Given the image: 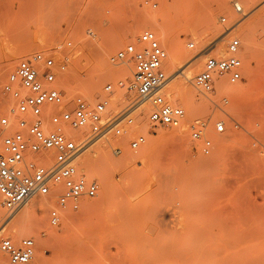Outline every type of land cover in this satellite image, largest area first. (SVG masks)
Instances as JSON below:
<instances>
[{
	"label": "rangeland",
	"instance_id": "rangeland-1",
	"mask_svg": "<svg viewBox=\"0 0 264 264\" xmlns=\"http://www.w3.org/2000/svg\"><path fill=\"white\" fill-rule=\"evenodd\" d=\"M233 2L245 15L231 32L241 43V80L225 89L216 84L208 97L198 94L186 80L195 104L191 113L170 88L191 56L214 49L217 42L218 49L212 54L224 53L227 38L218 18L224 16L231 22L236 17ZM151 14L157 16V25L149 22L144 26V17ZM131 28L137 30L132 37L126 34ZM144 29L155 33L166 53L165 74L170 70V52L159 32L172 34L184 52L170 74L172 82L164 88L165 99L184 109L185 117L178 126L182 136L171 134L176 127L161 126L151 133L148 107L138 108L131 114L127 135L121 139L108 135V142H95L78 159L80 171L98 183L95 198L83 199L78 209L64 211L59 225L52 228L47 214L55 198L34 197L46 198L50 205L43 206L40 226L27 234L15 232V224L28 204L9 216L0 208V227L9 219L3 234L33 237L36 248L30 264H230L229 243L246 234L249 264H264V0H159L153 11L143 7L141 0H0V87L20 59L70 41L73 50L58 88L68 99L74 95L85 98L83 85L92 79L93 94L85 99L93 104L106 83L131 77V61L112 64L109 59L127 44H136ZM246 30L248 36L243 33ZM189 42L193 48L187 47ZM204 59L196 60L193 76ZM103 66L115 68V73L98 76ZM222 98L227 99L226 104ZM133 100V94H124L116 104ZM216 120L224 121L221 134L214 133ZM197 121L207 124L205 135L212 141V151L206 156L200 154L199 142L190 137L189 126ZM13 130L12 126L5 134ZM137 135L144 136L145 144L132 152L127 145ZM116 145L123 146L119 155L111 152ZM96 149L105 157L98 165L110 180L109 192L103 191L97 174L79 166L82 158L90 157ZM131 156L140 157L127 163L125 159ZM125 214L126 220L122 218ZM117 216L120 219L115 221Z\"/></svg>",
	"mask_w": 264,
	"mask_h": 264
},
{
	"label": "built area",
	"instance_id": "built-area-1",
	"mask_svg": "<svg viewBox=\"0 0 264 264\" xmlns=\"http://www.w3.org/2000/svg\"><path fill=\"white\" fill-rule=\"evenodd\" d=\"M141 5L155 10L159 0H141ZM232 8L236 17L231 22L224 16L218 18L227 38L224 53L207 54L201 69L191 79L192 87L203 97L215 90L220 79L229 85L241 80V43L230 30L244 14L236 2ZM88 34L91 36L92 32ZM136 42L137 45L127 44L109 59L112 64L131 61V77L106 83L93 104L81 95L68 99L58 88L73 50L70 41L33 52L17 62L0 87V109L3 108L0 111V204L6 216L32 197H53L55 205L48 210L47 223L54 228L64 211L76 210L81 200L95 198L98 183L80 171L78 158L95 142L102 139L108 142V135L110 138L122 136L132 124L131 114L138 108L134 102L148 107L146 120L151 133L161 126L176 127L183 120L184 109L164 97L166 53L155 33L144 29ZM187 47L193 48V43H187ZM124 94H133L134 100L116 104ZM222 103L226 104L227 99L222 98ZM47 106L56 110L45 112ZM12 126L14 130L5 134ZM83 129L87 132L77 136L70 133ZM189 129L191 139L199 142L200 154L209 155L213 146L205 135L207 124L193 122ZM213 130L216 134L223 133L224 121L216 120ZM144 143V136L137 135L127 147L137 152ZM122 151V145L111 147L113 155ZM8 223L9 219L0 227V264H30L35 254V240L30 236L15 238L3 234Z\"/></svg>",
	"mask_w": 264,
	"mask_h": 264
},
{
	"label": "bare ground",
	"instance_id": "bare-ground-1",
	"mask_svg": "<svg viewBox=\"0 0 264 264\" xmlns=\"http://www.w3.org/2000/svg\"><path fill=\"white\" fill-rule=\"evenodd\" d=\"M237 5H239L238 3H237ZM240 6V5H239ZM153 11V10H152ZM245 16V15H244ZM157 21V16L156 15H154V14H151V15H148V16H146V17H144V19H143V25L144 26H146V25H150L151 24V22L153 23L154 22V24H156L155 22ZM150 22V24H148ZM157 25V24H156ZM159 27V26H158ZM137 28V27H136ZM136 28H131V29H128L127 31H126V34H128L129 36H134L135 34H136V32H137V30H136ZM138 29V28H137ZM235 29V27L233 28V29H231L230 30V32H232L233 30ZM243 33H245L246 34V36H248L249 35V32L246 30V31H244ZM224 34V33H223ZM159 35H160V38H161V40L163 41V43L167 46V48L169 49V52H170V54H169V57H168V65H169V69L170 70H168V72H166V84H165V86H164V88L166 87V86H168V84H170L171 82H172V79H171V76H170V74H171V72H172V70L177 66V64L179 63V61H180V59H181V56H182V54L184 53L183 51H182V49L180 48V46H179V43H178V41L175 39V37L172 35V34H170L169 32H167V33H162V32H159ZM224 37H225V35H224ZM218 43L219 42H217V43H215L216 45H215V48L214 49H212V50H210V51H202V53H200L199 55L198 54H196V56L195 55H193V56H191L190 57V59H189V61H188V65L178 74V76H179V78H178V80H176L174 83H173V85L171 86V88H170V92H172L173 93V95H174V97H176V98H181L183 101V103H184V105H186V107L188 108V109H190L191 110V113H192V111H195L194 109H195V104H194V100H193V94L188 90V88H187V86L185 85V83H187L186 82V80L187 81H191V78L193 77V73H194V71H196L197 69H196V67L198 66L197 65V61L196 60H198L199 58H201V57H205L207 54H212V52L215 50V49H218ZM220 47V46H219ZM101 53V52H100ZM102 54V53H101ZM216 56H219V55H216ZM166 59V58H165ZM165 61V60H164ZM167 62V61H166ZM167 64V63H166ZM109 65V64H108ZM114 66V65H113ZM116 67V66H115ZM118 67V66H117ZM115 69V68H114ZM114 69H111V68H109V67H106V66H103L100 70H99V72H98V76H101V77H106V76H109V75H111L112 73H115L113 70ZM119 69V68H118ZM123 69V68H122ZM122 69H120L121 71H122ZM113 71V72H112ZM124 71V70H123ZM122 71V72H123ZM73 73H75V72H73ZM96 73V72H95ZM124 73V72H123ZM73 77V76H72ZM79 80V79H78ZM88 82L86 83V81H85V85H83L82 83V85L84 86V88H82V89H85V90H83L84 91V93H85V91H86V93L87 94H91L93 91H94V87H95V81L94 80H92V79H89V80H87ZM60 83V82H59ZM81 84H80V86H81ZM217 84V86L218 87H220V88H222V89H225L226 88V86L227 85H229V84H226L225 82H224V80H221L220 79V81L219 82H217L216 83ZM67 86L68 85H66L65 86V88H67ZM83 86H81V87H83ZM164 88H163V91H164ZM215 88H216V85H215ZM68 89H69V87H68ZM69 90H71V89H69ZM69 92H71V91H69ZM69 92H67L68 94H69ZM77 92H78V90H77ZM85 93V94H86ZM71 94V93H70ZM78 94V93H77ZM87 94H86V96H87ZM93 94V93H92ZM88 95V96H89ZM86 96H85V98H86ZM89 99V98H88ZM87 100V99H86ZM139 107V109L141 110V109H146V104L145 103H141L140 105H138ZM137 108V109H138ZM53 109V107L52 106H47V107H45V112H50L51 110ZM189 113H190V111H188ZM195 113V112H194ZM185 117V116H184ZM184 119V118H183ZM183 122V120L180 122V124ZM179 124V125H180ZM178 125V126H179ZM178 126H176V130L172 133L171 132V134L173 135V136H176V137H181L182 136V130L180 129V127H178ZM77 131H80V130H72V131H70V133H72L74 136H77V135H80V134H78V132ZM128 132V131H127ZM128 133H125V134H123V136L124 135H127ZM148 135H149V133H148ZM147 135V136H148ZM170 135V134H169ZM121 137V136H120ZM119 137V138H120ZM119 138H117V139H119ZM121 139V138H120ZM145 144V143H144ZM143 144V145H144ZM142 145V146H143ZM94 147H96V145L94 146ZM100 147V146H99ZM97 148V147H96ZM141 148V147H140ZM89 149V148H88ZM87 149V150H88ZM92 151V150H91ZM85 155H87V154H85ZM81 157V156H80ZM79 157V158H80ZM136 157H140V156H136ZM136 157H128V159L126 158L125 160H127L126 162L128 163V162H132V161H134V159L136 158ZM78 158V159H79ZM105 160V157H104V154L101 152V151H98L97 149L96 150H94V151H92V153L90 154V157H84V158H82V162H80V165L79 166H84V168H85V170L87 171V173H95V174H97L98 175V177H99V181H100V183H101V185H102V189H103V191H105V192H107L108 190H109V188H110V180H109V178H108V176H106L105 175V173H104V171L102 170V168H101V166L100 165H98V162L99 161H104ZM124 160V159H123ZM124 160V161H125ZM101 164V163H100ZM109 192V191H108ZM130 192V191H129ZM132 192V191H131ZM126 193H128V192H126ZM126 193H124V197H126V196H128V194H126ZM108 195V194H107ZM130 195V194H129ZM43 197H45V196H43ZM46 198L45 199H36V198H34V197H32V198H30L27 202H25L26 204H28L27 205V207L25 208V210H23L22 211V213H21V215H20V217L18 218V221L16 222V224H15V228H16V230L17 231H15V232H17V233H26L27 234V232H29V231H36V229L40 226V224H41V216H42V211H43V206L44 205H47V204H49L50 205V203H48V202H46ZM25 203H24V205H25ZM0 208L2 209V207H1V204H0ZM0 209V210H1ZM121 210H123V209H121ZM137 210H138V208H137ZM263 210V209H262ZM261 210V211H262ZM2 211V210H1ZM114 212V214H117L116 212H119V211H117L116 210V212L115 211H113ZM123 212V211H122ZM255 212V211H254ZM125 213V212H124ZM251 213V212H250ZM259 213V212H258ZM258 213H256L257 214V216H258ZM110 214L112 215V213L110 212ZM119 214V213H118ZM117 214V215H118ZM128 214V213H127ZM253 213H251V215H252ZM255 214V213H254ZM253 214V215H254ZM111 215H109V218H112L111 217ZM130 215V214H129ZM260 215H261V213H260ZM113 216V215H112ZM119 217L121 216V215H118ZM117 216V219H115V221L116 220H118V217ZM124 216V217H123ZM122 216V218H124L125 220H126V218H125V216L126 217H128L126 214L125 215H123ZM242 216V215H241ZM253 217V216H252ZM251 217V218H252ZM115 218V217H114ZM121 218V219H122ZM239 218H241V217H239ZM120 219V218H119ZM242 219H243V217H242ZM247 218H244V221L246 220ZM254 219V218H253ZM252 219V220H253ZM109 220H111V219H109ZM112 220H114V219H112ZM111 220V221H112ZM124 220V221H125ZM120 221V223H119V225L123 222V219H122V222H121V220H119ZM119 221H117V222H119ZM255 221V220H254ZM15 222V221H14ZM116 222V226H117V223ZM247 222H248V219H247ZM247 222H246V224H247ZM249 222H251V220H249ZM248 222V223H249ZM253 222V221H252ZM257 222V220L255 221V223ZM233 223V222H232ZM254 223V222H253ZM254 223V224H255ZM258 223V222H257ZM260 223V222H259ZM112 224H114V223H112ZM244 224H245V222H244ZM243 224V225H244ZM246 224L244 225L245 226V228H244V230L246 229ZM250 224H252V223H249L248 225H250ZM263 224V223H262ZM114 225V226H115ZM257 225V224H256ZM255 225V226H256ZM260 225L261 224H259V226L258 227H260ZM115 226V227H116ZM243 226V227H244ZM253 226V225H252ZM263 228H264V226L263 225H261ZM1 227H3V225L1 226ZM251 227V226H250ZM254 227V226H253ZM261 227V228H262ZM10 228H12V227H10ZM14 228V229H15ZM117 228H119V227H117ZM261 228H259V229H261ZM247 229H249V226H247ZM255 229V228H254ZM254 229L252 228L251 230H250V232H252V230L254 231ZM258 229V230H259ZM3 230H4V228H3ZM2 230V231H3ZM244 230H242V231H244ZM248 230V231H249ZM256 230H257V228H256ZM34 231V232H35ZM247 231V232H248ZM260 231L261 230H259V233H258V235L260 234ZM238 232V231H237ZM255 232V231H254ZM262 232V231H261ZM242 233V232H241ZM241 233H239V234H241ZM244 233H246V231L244 232ZM244 233H243V235H244ZM113 234V233H112ZM256 234V233H255ZM235 236H232V237H235L234 239H236L237 237H236V234H234ZM242 235V234H241ZM241 235H240V237H241ZM108 236V235H107ZM248 235H244V236H242L240 239H236L235 241H232V239H231V241H232V244H231V242L229 243L230 244V246H228V247H230V264H249V260H248V254H247V248H246V241H247V239H249V238H247V239H245L246 237H247ZM252 236V235H251ZM260 236V235H259ZM263 236H264V234H263ZM249 237V236H248ZM258 237V236H257ZM108 238V237H107ZM106 238V239H107ZM231 238V237H230ZM253 238V237H252ZM252 238H251V240H252ZM255 238V237H254ZM111 239V238H110ZM233 239V240H234ZM230 240V239H229ZM226 246H227V244H226ZM218 250V249H217ZM85 253H87L86 251H84ZM219 252V251H218ZM88 254V253H87ZM84 256H85V254H83ZM194 255V254H193ZM82 256V255H81ZM83 256V257H84ZM155 256V255H154ZM34 257V256H33ZM86 257H87V255H86ZM151 257V256H150ZM75 258V257H74ZM80 258V257H79ZM122 258V257H121ZM138 258V257H137ZM149 258V257H148ZM179 258V257H178ZM150 259V258H149ZM148 259V261H150ZM165 259V258H164ZM77 260V259H76ZM147 260V259H146ZM147 261V262H148ZM168 261V260H167ZM73 263H75V262H73ZM72 263V264H73ZM155 263V262H154ZM166 263V262H165ZM164 263V264H165ZM160 264V263H159ZM182 264V263H181Z\"/></svg>",
	"mask_w": 264,
	"mask_h": 264
}]
</instances>
